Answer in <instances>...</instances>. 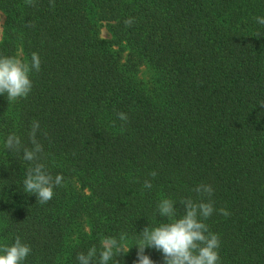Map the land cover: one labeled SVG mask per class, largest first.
<instances>
[{
	"label": "trees",
	"instance_id": "1",
	"mask_svg": "<svg viewBox=\"0 0 264 264\" xmlns=\"http://www.w3.org/2000/svg\"><path fill=\"white\" fill-rule=\"evenodd\" d=\"M54 2L0 0V56L41 61L27 98L0 95V245L19 236L31 247L24 264H78L124 234L133 246L117 259L134 264L138 233L167 222L158 203L183 215L178 201H198L203 183L220 264H264V0ZM34 120L47 171L64 178L46 204L24 192L23 152L4 147L16 134L31 148Z\"/></svg>",
	"mask_w": 264,
	"mask_h": 264
},
{
	"label": "clouds",
	"instance_id": "2",
	"mask_svg": "<svg viewBox=\"0 0 264 264\" xmlns=\"http://www.w3.org/2000/svg\"><path fill=\"white\" fill-rule=\"evenodd\" d=\"M26 5L35 7V0H25ZM50 6L55 7L54 0H50ZM257 23L264 25V17H256ZM133 18L124 21L126 26H131ZM29 27L34 25L29 22ZM41 61L37 53L31 56V62L26 63L16 57L0 56V95H5L8 102L18 101L27 98L32 91L33 83L30 73L34 70L40 71ZM119 120L127 123L128 116L124 112H117ZM40 130L39 121L34 120L31 130L28 133L31 148L22 144L16 134H10L4 147L10 152H23V159L31 164L23 181L24 192L34 194L39 204L48 203L55 195L54 189L63 186V176L57 174L53 177L46 169L43 145L37 139V132ZM46 136L47 133H44ZM156 171H151L149 176L155 178ZM143 187L151 189V180L146 179ZM193 191L198 195L199 200L191 197L181 198L178 202L183 206V215H177V203L169 198L162 199L157 210L160 217L167 219L158 226H146L138 233L135 242L137 248V259L134 264H155L145 254L146 248H152L160 252L163 257V264H220L218 249L220 239L218 234L209 231L205 223L214 212V202L211 199L214 189L209 184H199ZM219 214L229 216L225 208H220ZM126 236L121 234L116 237H104L100 241L99 249L93 245L86 253L77 254L78 264H120L117 257L126 255L130 248L124 241ZM31 253V247L23 243L19 236L11 245H0V264H24V261Z\"/></svg>",
	"mask_w": 264,
	"mask_h": 264
},
{
	"label": "rangeland",
	"instance_id": "3",
	"mask_svg": "<svg viewBox=\"0 0 264 264\" xmlns=\"http://www.w3.org/2000/svg\"><path fill=\"white\" fill-rule=\"evenodd\" d=\"M4 19V18H3ZM2 19V21H3ZM100 33H101V37L104 39H110V33H109V29H108V25L106 23L102 24L101 29H100ZM2 36V31L0 28V37ZM21 55V54H20ZM21 60V56L19 58ZM149 75L148 69H146V67H143L141 70V77L145 78Z\"/></svg>",
	"mask_w": 264,
	"mask_h": 264
}]
</instances>
